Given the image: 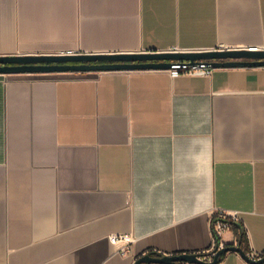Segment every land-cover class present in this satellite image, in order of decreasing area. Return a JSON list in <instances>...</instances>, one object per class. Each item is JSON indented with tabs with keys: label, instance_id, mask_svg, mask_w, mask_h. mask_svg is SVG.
I'll return each instance as SVG.
<instances>
[{
	"label": "crops",
	"instance_id": "crops-1",
	"mask_svg": "<svg viewBox=\"0 0 264 264\" xmlns=\"http://www.w3.org/2000/svg\"><path fill=\"white\" fill-rule=\"evenodd\" d=\"M252 46L264 0H0V55ZM218 209L264 252V66L0 75V264L211 261Z\"/></svg>",
	"mask_w": 264,
	"mask_h": 264
},
{
	"label": "water",
	"instance_id": "water-1",
	"mask_svg": "<svg viewBox=\"0 0 264 264\" xmlns=\"http://www.w3.org/2000/svg\"><path fill=\"white\" fill-rule=\"evenodd\" d=\"M207 61L219 67L264 66V49L230 48L213 50H166L138 52L94 53H34L0 55V75L16 73L90 72L144 69H169L175 61L196 63ZM237 251L249 262L264 263V256L251 261L240 244H226L217 250L213 260L207 261L202 254L180 253L152 256L144 254L134 264H171L177 261L200 264H217L228 251Z\"/></svg>",
	"mask_w": 264,
	"mask_h": 264
},
{
	"label": "built area",
	"instance_id": "built-area-1",
	"mask_svg": "<svg viewBox=\"0 0 264 264\" xmlns=\"http://www.w3.org/2000/svg\"><path fill=\"white\" fill-rule=\"evenodd\" d=\"M219 49H230L220 47ZM250 50H259L257 46L249 47ZM176 51L178 49H171ZM65 53H75V52H65ZM214 67L207 61H198L196 63H189L188 61H175L172 63L171 67L167 69L170 76L175 78L181 75H202L210 76ZM240 213L236 210L218 209L213 213L212 223L214 231V240L212 245V250L214 252L220 249L226 244L223 241V235L234 228V224L241 222ZM111 242L118 248L121 254H127L130 245L135 241V237L132 234L127 233H113L109 236ZM247 256L251 261H258L263 258L264 252H257L248 248L246 251Z\"/></svg>",
	"mask_w": 264,
	"mask_h": 264
},
{
	"label": "trees",
	"instance_id": "trees-1",
	"mask_svg": "<svg viewBox=\"0 0 264 264\" xmlns=\"http://www.w3.org/2000/svg\"><path fill=\"white\" fill-rule=\"evenodd\" d=\"M234 227H237L236 223L234 224ZM239 241L241 242V245H243L245 248L248 246V242L246 239V236L243 234V232L239 235ZM148 254L152 255V256H162L163 254L157 252V251H149ZM174 263H183L182 261H177ZM140 264H147V263H140Z\"/></svg>",
	"mask_w": 264,
	"mask_h": 264
}]
</instances>
